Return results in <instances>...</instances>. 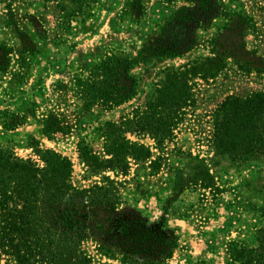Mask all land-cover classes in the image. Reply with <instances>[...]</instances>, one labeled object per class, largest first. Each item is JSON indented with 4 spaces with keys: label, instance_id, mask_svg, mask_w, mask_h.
<instances>
[{
    "label": "rangeland",
    "instance_id": "374dc122",
    "mask_svg": "<svg viewBox=\"0 0 264 264\" xmlns=\"http://www.w3.org/2000/svg\"><path fill=\"white\" fill-rule=\"evenodd\" d=\"M129 1L96 0L90 12L67 20L54 0H0V148L39 166L37 149L66 156L77 188L115 182L119 204L106 195L114 211L103 215L107 233L101 240L117 253L102 254L88 239L82 246L90 264H143L167 248L164 239L172 233L177 245L163 264H264V249L251 253L263 245L264 156L233 162L216 155L211 124L212 112L227 96L264 91V73H245L230 62L213 78L195 79V101L169 138L158 140L124 125L145 106L163 70L210 54L208 41L235 12L253 18L246 48L264 56V0H219L221 14L196 26L191 21L189 34L196 40L191 49L147 61L145 46L181 35L172 17L191 1ZM113 53L135 61L130 72L136 93L115 106L89 103L78 82ZM117 128L130 154L116 157L110 151ZM135 144L148 154L139 155ZM90 160L107 167L93 171ZM140 219L150 230L163 221L164 237L136 228Z\"/></svg>",
    "mask_w": 264,
    "mask_h": 264
},
{
    "label": "trees",
    "instance_id": "16d2710c",
    "mask_svg": "<svg viewBox=\"0 0 264 264\" xmlns=\"http://www.w3.org/2000/svg\"><path fill=\"white\" fill-rule=\"evenodd\" d=\"M54 1L67 20L87 14L96 2ZM189 1L190 5L181 6L172 17L183 28L181 35L167 41L155 39L156 44L145 46L142 49L144 61L151 56L157 59L178 56L191 49L196 43L189 34L191 21L196 26L203 20L207 22L211 15L222 13L219 0ZM129 2L137 3V0ZM254 24L244 10L232 14L208 41L210 54L178 68L163 70L145 106L138 107L134 111L135 118L124 125L135 132H147L158 140L169 138L185 114V108L195 101V79L213 78L230 62L245 73H264V56L258 55L255 49L248 50L244 41V35ZM134 65L135 61L123 54H110L95 64L88 77L78 84L83 85L81 91L89 103L118 105L136 93L137 79L130 72ZM211 121L216 155L233 162L258 160L264 156V91L245 97L227 96L212 112ZM114 132L115 139L111 142L115 148L110 151L116 157L130 154L127 142L117 135L120 129ZM135 146L139 155L148 154L144 146ZM37 152L42 166L20 158L11 149L0 148V264L3 259L11 264H90L91 255L82 246L88 239L98 243L100 253L115 256L117 251L106 248L101 240L107 233L103 215L114 211L108 210L110 201L106 195L111 196V204H119L115 182L109 180L107 185L77 188L71 182L72 165L66 156L51 149H37ZM87 164L93 171L107 167L104 161L90 160ZM136 222V228L150 230L143 226L145 220ZM155 225L150 231L164 237L165 223ZM111 226L119 229L117 223ZM260 232L264 235V228ZM263 237L260 240L263 245L252 249V254L257 255L258 250L264 249ZM176 240L173 233L166 236L167 248L157 249L153 259L141 263L163 264L172 255ZM123 257L128 259L125 252Z\"/></svg>",
    "mask_w": 264,
    "mask_h": 264
}]
</instances>
